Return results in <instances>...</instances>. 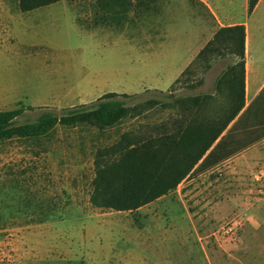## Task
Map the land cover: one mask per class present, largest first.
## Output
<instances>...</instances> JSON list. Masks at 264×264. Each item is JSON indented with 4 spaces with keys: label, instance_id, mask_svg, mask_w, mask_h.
I'll return each instance as SVG.
<instances>
[{
    "label": "rangeland",
    "instance_id": "374dc122",
    "mask_svg": "<svg viewBox=\"0 0 264 264\" xmlns=\"http://www.w3.org/2000/svg\"><path fill=\"white\" fill-rule=\"evenodd\" d=\"M96 1L22 12L18 0H0V110L24 106L17 121L25 122L91 105L109 91L130 94L121 97L129 105L170 92L214 93L237 61L214 57L208 69L192 66L174 89H153L174 75L156 64L154 51L184 56L191 48L189 2L132 4L118 24L94 21ZM177 116L157 105L111 128L56 124L42 136L1 140L0 264H264V121L235 119L222 135L232 155L196 165L136 210L91 204L96 150Z\"/></svg>",
    "mask_w": 264,
    "mask_h": 264
},
{
    "label": "trees",
    "instance_id": "16d2710c",
    "mask_svg": "<svg viewBox=\"0 0 264 264\" xmlns=\"http://www.w3.org/2000/svg\"><path fill=\"white\" fill-rule=\"evenodd\" d=\"M57 1L18 0V4L22 12H27ZM98 2L105 7L119 2L126 10L131 6V0ZM257 2L248 1L249 12ZM228 55L237 61L229 64L217 78L214 93L175 96L165 92L168 95L166 100L149 99L129 105L121 97H130V94L109 91L91 105L73 106L60 115L44 111L35 120L25 122L17 121L25 112L24 106L0 110V141L42 136L56 124L111 128L124 118L139 116L157 105L162 111H174L178 114L174 119L146 126L147 129L141 132L126 131L116 142L96 150L91 204L117 211L136 210L175 189L196 165L206 167L233 154L224 151L226 139L222 135L244 106V25L219 28L175 79L171 89L176 84L186 82L185 76L195 64L202 62L204 68L208 69L214 57ZM220 96H224L225 101L216 108ZM27 108L32 109L33 106Z\"/></svg>",
    "mask_w": 264,
    "mask_h": 264
},
{
    "label": "crops",
    "instance_id": "0c3cea01",
    "mask_svg": "<svg viewBox=\"0 0 264 264\" xmlns=\"http://www.w3.org/2000/svg\"><path fill=\"white\" fill-rule=\"evenodd\" d=\"M187 1L190 4L187 15L194 27L185 31L184 41L187 44L189 42L191 48L184 56L175 55L159 48L154 51L156 64L160 67L165 66L174 75L168 79L165 86L158 85L153 89L165 90L169 88L195 59L200 50L213 38L219 28L243 24L245 27L244 106L231 123L241 117H244L245 120L264 121V0H258L251 12H249V0ZM149 2L153 4L154 0H131V5L145 6ZM94 5L97 8L94 13L96 23L100 20L102 23L113 21L120 24L125 20L128 12L119 2H112L111 6L105 7L96 1ZM192 6H197V9L195 10ZM170 23L171 20L168 21L166 18V24ZM94 28V25H89V30L93 33L95 32ZM121 36L123 37V35Z\"/></svg>",
    "mask_w": 264,
    "mask_h": 264
}]
</instances>
